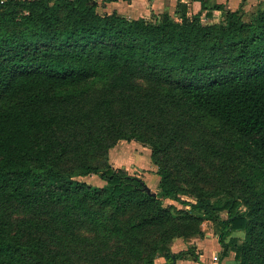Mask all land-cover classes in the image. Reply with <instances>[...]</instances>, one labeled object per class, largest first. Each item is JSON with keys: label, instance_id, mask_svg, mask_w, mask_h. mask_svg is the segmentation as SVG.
Instances as JSON below:
<instances>
[{"label": "trees", "instance_id": "trees-1", "mask_svg": "<svg viewBox=\"0 0 264 264\" xmlns=\"http://www.w3.org/2000/svg\"><path fill=\"white\" fill-rule=\"evenodd\" d=\"M192 1L0 0V264L199 260L171 243L206 220L223 256L264 264V0ZM121 140L151 148L159 191L110 162Z\"/></svg>", "mask_w": 264, "mask_h": 264}, {"label": "crops", "instance_id": "crops-1", "mask_svg": "<svg viewBox=\"0 0 264 264\" xmlns=\"http://www.w3.org/2000/svg\"><path fill=\"white\" fill-rule=\"evenodd\" d=\"M178 0H113L104 2L103 0H99V5L101 4V12L111 13L113 11H117L120 14H123L130 18H139V17H149L151 12L154 11L156 14H160L162 12H170L171 14H175L176 3ZM191 5L193 4L195 7H198V3L193 2L192 0H183ZM210 4L214 3H223L226 8L237 9L238 7L244 5L245 9L253 8L257 4L258 0H208ZM100 10V6L98 7ZM222 15V11L219 9L211 10V15H207V10H204L202 13V17L205 21L208 22H217L220 20ZM126 140H121L110 150L113 158L117 160V164L114 166L117 167H126L127 161H137L136 158L130 155V152H133L126 148V144L124 143ZM130 144V141H128ZM121 147L122 149H119ZM133 155V154H132ZM111 156V154H110ZM115 162V161H114ZM111 163L113 161L111 159ZM121 163V164H120ZM146 167H140L141 176L145 179V174L148 175L149 171L145 170ZM152 168V169H151ZM150 170H154L153 167H150ZM153 174V178L155 182L151 185V189L154 191L158 188V183L160 180V176L155 172H151ZM102 186V185H101ZM214 235V234H213ZM212 233H206L205 238H195L192 241H186L183 238H176L174 240L173 252H179L187 248V242L192 243L198 246L200 250L199 260L193 259H177L174 260L171 264H237L235 259V252L230 251L226 256L222 255V246L218 240V234L213 236ZM214 241V243H212ZM212 244H211V243ZM211 245V246H210ZM158 262L160 264H169V262L165 261V257L162 256L159 258ZM165 262V263H163Z\"/></svg>", "mask_w": 264, "mask_h": 264}, {"label": "rangeland", "instance_id": "rangeland-1", "mask_svg": "<svg viewBox=\"0 0 264 264\" xmlns=\"http://www.w3.org/2000/svg\"><path fill=\"white\" fill-rule=\"evenodd\" d=\"M100 6V11H101V4L99 5ZM239 8V7H238ZM252 8H249L247 11H248V13H250V10H251ZM222 18V15H221V17H220V19ZM205 21V20H204ZM124 143H127L126 144V148L127 149H129V150H131V151H133V152H130V155L131 156H133L134 158H136L137 159V161L135 160V161H127V162H125L126 164V169L130 172V173H136V174H139L140 176H141V171L139 170L140 169V167H146L145 168V170L146 171H149L148 172V175H146L145 174V180H146V182H147V184H148V186L150 187L151 185H153L154 184V182H155V179L152 177L153 176V174L154 173H151V172H155V170L157 171V169H158V167L155 165V164H153L152 163V160H151V148L148 146V145H146V144H143V143H141V142H138V141H136V140H132V141H130V144H128V141L126 140ZM116 146V145H115ZM114 146V147H115ZM114 147H113V153H114ZM119 149H122L121 147H119ZM111 154V156L109 155V158H110V162H111V159H112V161H113V165H116L118 162H117V160H115L114 158H113V155H112V153H110ZM133 154V155H132ZM115 161V162H114ZM121 164V163H120ZM118 165V164H117ZM115 167H117V166H115ZM150 167H153L154 168V170H150ZM152 169V168H151ZM157 174V173H156ZM158 175V174H157ZM80 179H84V180H86L87 182H89V183H91V184H94V185H99V186H101V185H104V183H105V181L102 179V178H100V176L99 175H97V174H92V175H88V176H84V177H80ZM151 188V187H150ZM155 192H157V191H159V189L157 188V189H155L154 190ZM181 198L182 199H184V200H187V201H193V200H195V198L193 197V196H190V195H188V194H182L181 195ZM167 203H175L178 207H180V208H187V209H189L190 208V206L189 205H187V204H184V203H182V202H180V201H176V200H172V199H165V204H167ZM226 211H224V212H222V217H226ZM202 228H203V231H204V234L203 235H201V236H194V237H191V238H189V239H187L186 241H192L193 239H195V238H205V234L206 233H212V235L214 234V235H217V230H216V224L215 223H213L212 221H208V220H206V221H204L203 223H202ZM213 235V236H214ZM185 240V239H184ZM214 241L215 240H213V242L212 243H214ZM211 243V242H210ZM211 243V244H212ZM187 248L186 249H188L189 247H193V249L195 250V252L199 255L200 254V250L198 249V246H196V245H194V244H192V243H188L187 242ZM172 245H174V241L171 243V249H172V251H173V246ZM211 246V245H210ZM160 257H162V255L161 254H158V256L155 258V261L157 262V263H159L158 262V260H159V258ZM165 257V256H164ZM193 260H195V259H193ZM165 261L166 262H171L169 259H167L166 257H165ZM163 263H165V262H163ZM160 264V263H159Z\"/></svg>", "mask_w": 264, "mask_h": 264}]
</instances>
